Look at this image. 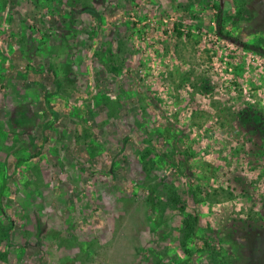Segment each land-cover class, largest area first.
Segmentation results:
<instances>
[{
  "label": "rangeland",
  "instance_id": "obj_1",
  "mask_svg": "<svg viewBox=\"0 0 264 264\" xmlns=\"http://www.w3.org/2000/svg\"><path fill=\"white\" fill-rule=\"evenodd\" d=\"M229 38L264 48V0H0V264H264V56Z\"/></svg>",
  "mask_w": 264,
  "mask_h": 264
},
{
  "label": "trees",
  "instance_id": "obj_2",
  "mask_svg": "<svg viewBox=\"0 0 264 264\" xmlns=\"http://www.w3.org/2000/svg\"><path fill=\"white\" fill-rule=\"evenodd\" d=\"M216 8H217L218 34L221 35L222 37H224L222 34V26H221V14L223 12L222 5H218V6H216ZM179 34H181V33L179 32ZM229 39L233 43L238 44L247 50H250L252 52H255V53H258V54L264 56V48L244 43V42H242L236 38H229ZM249 110L252 111L253 115L257 119L264 120V114L262 111L256 110L255 107L249 108ZM147 155H150V154L147 153ZM172 162L174 163V161H172ZM225 191L226 190H224V189L222 190V188H221V190L218 189V190L214 191L213 193L212 192H203L204 197L199 198L197 203L207 201V202H210L211 204H220L219 200L222 201V197L225 195V194L223 195V193H225ZM201 194H202V192H201ZM149 195H150L149 196V203H151L152 206L154 207L156 205V198L154 197L153 191H151ZM232 196H233V193L228 192V198L232 197ZM170 199H171L172 203H174L176 208L179 207L182 212L186 210L185 205H183V200L179 195L174 194ZM0 209H1L2 213H4L3 208L0 207ZM182 224H183L182 233L184 235L185 243L188 241H191V240L194 241L196 239H199V240L204 242L203 244H204L205 248H203L202 251H204V249H207V250H209L210 253H214V256H212L213 259L218 257L219 253L212 247V245L210 244L209 241L202 239L203 237L198 238L199 236L197 235V233L200 229L199 228V218H197L192 213L186 214L185 217L182 219Z\"/></svg>",
  "mask_w": 264,
  "mask_h": 264
},
{
  "label": "water",
  "instance_id": "obj_3",
  "mask_svg": "<svg viewBox=\"0 0 264 264\" xmlns=\"http://www.w3.org/2000/svg\"><path fill=\"white\" fill-rule=\"evenodd\" d=\"M5 185H6V181L4 183V187H5ZM2 196H3V192L0 193V204H2Z\"/></svg>",
  "mask_w": 264,
  "mask_h": 264
},
{
  "label": "flooded vegetation",
  "instance_id": "obj_4",
  "mask_svg": "<svg viewBox=\"0 0 264 264\" xmlns=\"http://www.w3.org/2000/svg\"><path fill=\"white\" fill-rule=\"evenodd\" d=\"M260 47V46H259ZM262 48V47H261ZM3 197V196H2Z\"/></svg>",
  "mask_w": 264,
  "mask_h": 264
}]
</instances>
